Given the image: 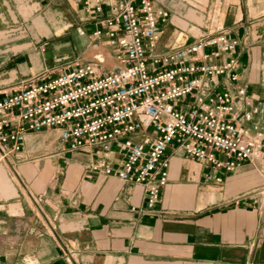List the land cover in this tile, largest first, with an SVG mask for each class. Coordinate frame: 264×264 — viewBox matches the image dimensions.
I'll return each instance as SVG.
<instances>
[{
    "label": "crops",
    "instance_id": "0c3cea01",
    "mask_svg": "<svg viewBox=\"0 0 264 264\" xmlns=\"http://www.w3.org/2000/svg\"><path fill=\"white\" fill-rule=\"evenodd\" d=\"M108 1L0 0V96L76 63L115 67L92 34ZM151 1L168 13L160 51L223 30L238 38L249 101L238 116L256 109L244 125L264 156V0ZM25 140L22 155L0 152V264H264V159L211 170L169 145L168 183L149 210L142 186L104 173L123 158L116 145L68 150L55 129Z\"/></svg>",
    "mask_w": 264,
    "mask_h": 264
},
{
    "label": "built area",
    "instance_id": "2783aa9c",
    "mask_svg": "<svg viewBox=\"0 0 264 264\" xmlns=\"http://www.w3.org/2000/svg\"><path fill=\"white\" fill-rule=\"evenodd\" d=\"M108 8L92 34L106 39L116 66L76 63L0 96L2 155H22L26 134L47 129H55L68 150L110 152L114 144L123 158L104 173L142 186L149 210L168 183L169 145L211 170L264 159L261 135L244 125L256 109L238 116L249 104L246 89L236 84L238 38L223 30L160 51L166 10L151 0H109Z\"/></svg>",
    "mask_w": 264,
    "mask_h": 264
},
{
    "label": "rangeland",
    "instance_id": "374dc122",
    "mask_svg": "<svg viewBox=\"0 0 264 264\" xmlns=\"http://www.w3.org/2000/svg\"><path fill=\"white\" fill-rule=\"evenodd\" d=\"M105 67H106L108 70H110L111 68L114 67V61H113V60L109 61V62L105 65Z\"/></svg>",
    "mask_w": 264,
    "mask_h": 264
}]
</instances>
